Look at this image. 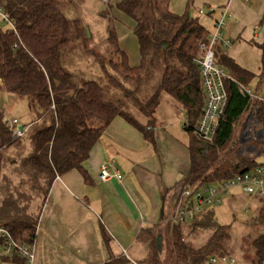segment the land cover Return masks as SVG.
<instances>
[{
  "label": "trees",
  "instance_id": "obj_1",
  "mask_svg": "<svg viewBox=\"0 0 264 264\" xmlns=\"http://www.w3.org/2000/svg\"><path fill=\"white\" fill-rule=\"evenodd\" d=\"M190 6L180 14L171 9V0L116 3L135 22L141 59L137 66H131L113 25H108L110 52L104 55L90 46L91 35L82 20L68 16L58 0H0V9L11 23L9 27L0 25V94L6 90L28 97L41 109L32 128L23 137L14 138L2 120L0 108V225L14 238L34 243L41 210L58 175L78 169L89 180L85 163L115 117H123L152 141V128L136 114L153 124L163 93L180 102L186 113L184 130L191 134V168L184 183L196 187L220 183L237 172L264 165L256 158H242L239 162L236 156L220 158V152L232 142L238 122L250 108L249 95L242 92L241 86L256 78L259 83L264 80V41L257 43L263 54V69L258 77L216 44V59L228 74V101L214 143L205 153L195 124L205 105L197 60L202 54L199 45L207 40L208 32L199 18L190 14ZM86 58L100 65L101 76L86 77L80 64ZM151 84L154 92L147 99L140 97L139 90L144 91ZM255 103L264 123V102ZM260 198L255 224L264 228V196ZM166 225L167 239L170 241L173 234L178 257L187 264H202L229 236L230 227L218 222L211 208H205L190 224L189 232L203 229L211 234L203 245L194 247L184 240L181 225ZM159 234L155 228H146L140 234L149 242L148 256L141 264L161 263ZM251 246V263L262 264L264 230ZM14 260L26 262L19 256ZM131 262L128 257L119 256L104 264Z\"/></svg>",
  "mask_w": 264,
  "mask_h": 264
},
{
  "label": "crops",
  "instance_id": "obj_2",
  "mask_svg": "<svg viewBox=\"0 0 264 264\" xmlns=\"http://www.w3.org/2000/svg\"><path fill=\"white\" fill-rule=\"evenodd\" d=\"M178 4L179 0H173L171 9L181 14L190 4V14L199 18L208 34L223 18L222 38L228 43L217 46L241 67L257 77L261 74L263 54L257 43L264 41V0H184ZM257 82L256 91L262 92L264 80ZM5 93L12 94L15 102L22 98ZM180 112L186 120L180 102L163 93L154 123L141 119L152 128V141L123 117H115L85 163L89 180L78 169L54 179L39 216L34 264H104L119 256L139 264L147 258L149 242L140 234L146 228L159 232L167 223L191 168V134L185 135V120L178 123ZM104 164L122 173L123 179L101 181ZM260 205L261 198L256 209Z\"/></svg>",
  "mask_w": 264,
  "mask_h": 264
},
{
  "label": "rangeland",
  "instance_id": "obj_3",
  "mask_svg": "<svg viewBox=\"0 0 264 264\" xmlns=\"http://www.w3.org/2000/svg\"><path fill=\"white\" fill-rule=\"evenodd\" d=\"M58 1L61 3L62 7H64V11L68 16L81 19L86 28H88L91 35L90 46L92 48L102 52L104 55L110 52V47L107 43V36L108 25L111 24L115 27L120 48L124 50L129 57L130 65L137 66L140 63V51L134 33L135 22L130 16L126 15L116 7V3L119 0H109L107 2L105 0ZM183 1L184 0H179L180 4L178 5H182ZM171 3H173V0ZM202 7L207 9L206 5ZM0 25L2 27H9L11 26V23L0 17ZM80 64L86 77L98 78L101 76V67L98 63H94L91 59L86 58L81 61ZM225 71L227 72V70ZM257 84L258 82L255 79L247 85L252 94L257 92ZM0 85H2L1 80ZM153 88L154 85L151 84L150 88L146 87V90L141 92L139 90L138 94L140 97L147 99L154 92ZM5 92L8 91L3 90L0 94V108L3 112V122L6 121L4 118V111H6L5 115L7 116V119L11 120L16 118L20 125L26 127L34 118H36L35 112V115L33 116V109L34 111L39 110V112H41L39 106L36 103L35 105L31 104L28 97H23L15 102L13 101V95L7 94L8 97ZM134 113L136 114V112ZM180 113L178 123L185 120L182 112ZM248 114L249 113L244 114L238 122L233 140L225 150L220 152V158L226 160L227 158L230 159L231 156H236L235 158L237 162L241 161L242 158H256L258 162L264 161V123L257 117L249 118ZM136 117L140 120H144L140 113L139 115L136 114ZM31 128L32 127H30L28 131ZM179 130L182 132L183 129L179 128ZM185 133L186 137L189 138L190 134L188 132ZM29 144L30 141L27 143L28 147ZM201 146L203 147L202 144ZM209 150L210 148H208L205 153ZM198 189L202 190L203 188L200 187ZM233 196L237 197V199L233 200ZM219 197L220 201L210 204L209 208L214 210L218 222L228 224L230 227L229 236L221 241V246H219L213 253L232 254L236 256L238 264H252L251 259L254 256L251 251L252 241L264 230L262 225L255 224L259 212V208L256 209V207L260 197L250 195L239 187L229 188L226 192L221 193ZM166 224L167 223H165V226H163V224L162 229L159 231V233L164 236L159 257L160 264H187L186 261H182L178 257L173 234L172 236L170 235V241L167 239L168 227ZM181 227L183 228L184 240L194 247L203 245L211 234L210 230L203 229L189 232L191 225H181ZM171 229L174 230V226H171ZM139 262V264L142 263L140 260ZM0 264H19V262L14 259H6L0 255ZM130 264L136 263L131 262Z\"/></svg>",
  "mask_w": 264,
  "mask_h": 264
},
{
  "label": "built area",
  "instance_id": "obj_4",
  "mask_svg": "<svg viewBox=\"0 0 264 264\" xmlns=\"http://www.w3.org/2000/svg\"><path fill=\"white\" fill-rule=\"evenodd\" d=\"M200 13H203V10H200ZM0 15L8 20L7 14L3 13L1 9ZM223 25V18L216 21L214 31L208 34L207 40L199 45L202 54L197 62L201 70L205 105L195 124V133L203 145L204 152L214 143V137L228 101V93L225 86V78L228 74L225 68L217 61L215 54L216 44L226 45L228 43L227 40L222 38ZM241 89L250 98V108L247 111L249 113L248 117L259 118V105L255 101L264 102V89L262 92L257 91L255 94H252L246 85H242ZM5 122L12 130L14 138L23 137L28 132L29 126L20 125L16 118L7 119ZM186 125L184 122L183 126ZM112 178L122 180L123 175L118 170H112L110 165L104 164L100 170L99 179L107 181ZM200 187L203 189H198ZM233 187H239L250 195L264 196V165L244 172H237L220 183L198 187L190 183H184L173 204L167 222L190 225L205 208H208L212 203L220 201L219 195L221 193ZM0 241H2L0 243L1 256L10 259L19 256L26 260L24 264H34L35 250L33 244L20 238H14L9 230L2 225H0ZM202 264H238V260L232 254L212 253L205 258ZM262 264H264V261Z\"/></svg>",
  "mask_w": 264,
  "mask_h": 264
},
{
  "label": "water",
  "instance_id": "obj_5",
  "mask_svg": "<svg viewBox=\"0 0 264 264\" xmlns=\"http://www.w3.org/2000/svg\"><path fill=\"white\" fill-rule=\"evenodd\" d=\"M88 34L90 35L89 31H88ZM162 240H163V235L159 234L157 236V247H158L159 251H161V249H162Z\"/></svg>",
  "mask_w": 264,
  "mask_h": 264
}]
</instances>
